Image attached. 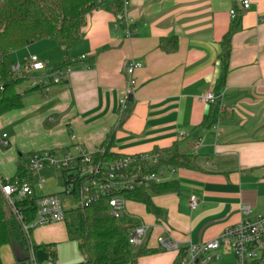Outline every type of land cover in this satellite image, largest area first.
Wrapping results in <instances>:
<instances>
[{
  "label": "crops",
  "instance_id": "obj_1",
  "mask_svg": "<svg viewBox=\"0 0 264 264\" xmlns=\"http://www.w3.org/2000/svg\"><path fill=\"white\" fill-rule=\"evenodd\" d=\"M117 1L125 2L110 0L88 15L70 55L79 62L71 66L69 82L33 91L28 82L20 87L23 107L0 118V136L10 138L8 148L0 145V176L14 178L20 162L28 164L38 152L61 156L82 145L96 154L110 134L111 151L120 157L160 152L165 159L174 150L195 156L190 167L167 168L179 192L151 194L164 220L143 204H126L128 217L151 227L145 248L156 251L138 264H174L176 252L162 249L158 237H171L181 247L199 245L239 222L243 206L252 209V220L264 214V0H250L247 11L240 0H126L127 24L117 20ZM232 10L241 28L231 38L226 61L223 43L233 25ZM163 40L168 49L177 43L176 49L163 50ZM38 44L14 52L12 63H25L31 55L45 61L50 51L65 58L58 44ZM130 63L142 65L131 80ZM207 92L221 99L223 112L218 103L201 100ZM125 98V110L133 104L124 121ZM59 173L63 186L37 193L40 197L71 199L63 193L67 179ZM192 195L200 201L196 211L188 204ZM39 229L49 231L48 237L64 233L62 240H69L65 224ZM4 254L15 264L11 252ZM231 255L236 260L233 253L223 257ZM44 258L43 263L49 254L44 252Z\"/></svg>",
  "mask_w": 264,
  "mask_h": 264
},
{
  "label": "trees",
  "instance_id": "obj_2",
  "mask_svg": "<svg viewBox=\"0 0 264 264\" xmlns=\"http://www.w3.org/2000/svg\"><path fill=\"white\" fill-rule=\"evenodd\" d=\"M110 0H0V118L20 110L23 107V93L19 92L30 77L16 76L10 72L11 55L30 45L49 40L64 50L65 58L56 69L71 67L78 60H72L73 48L81 41L87 26L88 15L101 9ZM121 1L115 3V13L123 10ZM237 12V11H236ZM241 28L239 14L233 20L224 46V59L230 56L232 36ZM168 41H162V48L172 52L177 43L168 49ZM85 61V60H84ZM81 62V60H80ZM36 89H31L33 91ZM128 102L122 119L125 121L132 112ZM110 134L103 148L94 155L96 162H108L121 158L111 151L114 137ZM195 156L180 155L172 151L160 164L150 171L159 168L190 167ZM36 171L30 168L26 160L20 162L17 173L10 180H3V185H15L20 189L28 187L29 194L16 205L26 225L34 223L37 214V203L40 196L34 186ZM66 180V184L68 185ZM179 192L175 181L161 184H150L132 192L123 193L127 200L145 205L148 213L158 220L165 219V213L155 206L151 194L164 195ZM142 223L137 219L125 216L117 219L111 216L104 200L95 202L88 208H75L67 213L66 230L70 242L77 244L78 252L84 264H138L145 256L156 251L143 248L135 251L129 243V232ZM30 237L23 231L0 189V264H4L5 252H11L15 264H31L32 251L44 250L51 258H56V244L36 247Z\"/></svg>",
  "mask_w": 264,
  "mask_h": 264
},
{
  "label": "built area",
  "instance_id": "obj_3",
  "mask_svg": "<svg viewBox=\"0 0 264 264\" xmlns=\"http://www.w3.org/2000/svg\"><path fill=\"white\" fill-rule=\"evenodd\" d=\"M240 1L243 11L251 8L250 0ZM128 5V1L125 0L124 9L117 14L118 21L126 19L125 8ZM230 14L234 20L238 13L232 10ZM125 21L127 24L128 21ZM82 59L85 60L86 57ZM141 68L140 63L129 64L127 74L130 80ZM9 69L13 75L30 77L27 81L30 89H45L52 84L67 83L72 74L71 67L49 70L47 62L36 55H31L25 63H12ZM201 100L210 104L218 103L221 112L224 111L225 105L219 103L221 99L211 92L203 94ZM127 101L128 98L122 101V111L125 110ZM72 139L76 140V136L72 135ZM0 145L6 148L10 146V138L7 134L0 136ZM94 155L82 145L76 146L75 153L68 152L61 156L51 152H38L31 155L29 166L36 172L52 167L63 173L69 182L63 193L71 197L75 204L73 207H66L61 194L41 196L37 203L36 219L31 225L24 224L23 216L16 205L17 201L26 198L30 189L3 185V179L0 176L1 192L28 237L31 230L65 224L70 210L78 207L88 208L100 200L106 202L111 216L117 219L123 218L127 216L128 201L123 193L154 183L168 182V175L172 173L165 167L150 171L162 161L163 156L160 152L124 156L108 162H96ZM44 185L45 180L42 179L38 186L42 188ZM188 204L192 211H196L200 205L199 198L195 195L190 196ZM240 214L239 222L227 226L217 238L206 243L181 247L171 237L162 235L157 238V244L164 250L176 252L174 264H214L222 260L224 253H233L237 264H264V214L252 220L249 218L252 215V209L247 206L241 208ZM150 231L151 227L142 223L129 232V243L135 251L147 246ZM163 231L167 230L163 228ZM31 264H58V262L51 257L44 263L39 262L35 252L32 251Z\"/></svg>",
  "mask_w": 264,
  "mask_h": 264
},
{
  "label": "rangeland",
  "instance_id": "obj_4",
  "mask_svg": "<svg viewBox=\"0 0 264 264\" xmlns=\"http://www.w3.org/2000/svg\"><path fill=\"white\" fill-rule=\"evenodd\" d=\"M49 40L41 41L38 45L39 47L49 48L48 43H51V45H57L55 42H48ZM45 61L49 63V65L52 68H57L62 63V56L60 51H50L48 54H46ZM56 66V67H54ZM45 180V187L39 188V182L41 180ZM60 184V187L63 186V179L61 178V175L59 172H57L52 167H47L39 172L35 173L34 176V186L36 188V191L38 194L43 195L52 192L53 190H56L57 185ZM59 187V188H60ZM58 188V189H59ZM63 197V194H62ZM64 204L66 207H73L74 201L67 197H63ZM69 201V202H68ZM54 232H59L60 228H54ZM49 231L37 229L36 232L34 231L31 236V242L34 246L39 247L42 245H45L49 242L56 241V261L58 264H84L82 257L80 256L77 248V244L74 242H70L69 240H62L64 233L61 236H50L48 237ZM56 239V240H55ZM58 240V241H57ZM42 252H39V251ZM44 250L39 249L36 252V257L39 262L45 261L44 259ZM47 253V252H45ZM4 264H12L7 260H4ZM214 264H237L235 258L231 255L228 257H223L222 260L219 262H215Z\"/></svg>",
  "mask_w": 264,
  "mask_h": 264
},
{
  "label": "water",
  "instance_id": "obj_5",
  "mask_svg": "<svg viewBox=\"0 0 264 264\" xmlns=\"http://www.w3.org/2000/svg\"><path fill=\"white\" fill-rule=\"evenodd\" d=\"M133 100V97L132 96H130V101H132Z\"/></svg>",
  "mask_w": 264,
  "mask_h": 264
}]
</instances>
